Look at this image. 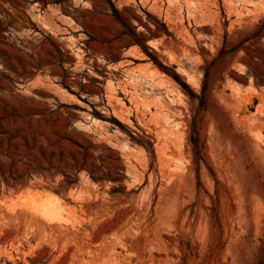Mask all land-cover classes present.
<instances>
[{"label":"rangeland","instance_id":"374dc122","mask_svg":"<svg viewBox=\"0 0 264 264\" xmlns=\"http://www.w3.org/2000/svg\"><path fill=\"white\" fill-rule=\"evenodd\" d=\"M199 1L0 0V264H264V0Z\"/></svg>","mask_w":264,"mask_h":264},{"label":"bare ground","instance_id":"6f19581e","mask_svg":"<svg viewBox=\"0 0 264 264\" xmlns=\"http://www.w3.org/2000/svg\"><path fill=\"white\" fill-rule=\"evenodd\" d=\"M249 0H227V2H230V8L232 10V8L235 7V5L237 3H242V4H246ZM162 2H164L165 4H167L169 6V8L174 9V10H178L179 12L186 10L188 13V19H189V23H195V27L196 25H200L199 23L203 22L202 19L203 17L201 16V14H204L205 17V13L201 8V2L199 0H162ZM203 7V4H202ZM228 7V6H227ZM205 8V6L203 7ZM230 10V11H231ZM182 15V14H181ZM183 16V15H182ZM178 17H181L180 15ZM183 18V17H182ZM182 18L180 19L182 21ZM187 19V17H186ZM205 23V22H204ZM184 24V23H183ZM202 24V23H201ZM182 25V22H181ZM186 53V52H185ZM184 55V54H183ZM186 55V54H185ZM185 55L183 57V59H185ZM190 55V54H189ZM188 57V56H187ZM191 56H189L190 59ZM187 59V60H189ZM186 61V60H185ZM191 62V61H189ZM187 63V62H186ZM125 88H123L124 90ZM127 91V88L125 89ZM174 102V100H173ZM168 103V102H167ZM177 104V103H176ZM166 105V104H165ZM175 105V104H172ZM171 105V106H172ZM170 106V107H171ZM176 106V105H175ZM167 107V106H166ZM165 108V107H164ZM169 108V107H167ZM178 108V107H177ZM173 109V108H172ZM169 109H167L166 111H168ZM170 111V110H169ZM181 111V110H180ZM174 112L175 108H174ZM179 114V113H178ZM172 115V114H171Z\"/></svg>","mask_w":264,"mask_h":264}]
</instances>
